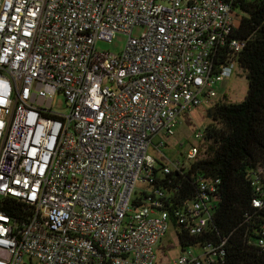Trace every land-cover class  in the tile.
I'll return each instance as SVG.
<instances>
[{
    "label": "built area",
    "instance_id": "2783aa9c",
    "mask_svg": "<svg viewBox=\"0 0 264 264\" xmlns=\"http://www.w3.org/2000/svg\"><path fill=\"white\" fill-rule=\"evenodd\" d=\"M241 1L0 0V264H153L172 217L191 235L211 229L220 179L198 176L196 197L170 211L149 148L213 104L235 64L218 72L216 60L246 43ZM116 33L128 35L119 53L97 49ZM58 93L66 113L52 106ZM250 178L264 208V167ZM223 243L173 264L209 263Z\"/></svg>",
    "mask_w": 264,
    "mask_h": 264
},
{
    "label": "trees",
    "instance_id": "16d2710c",
    "mask_svg": "<svg viewBox=\"0 0 264 264\" xmlns=\"http://www.w3.org/2000/svg\"><path fill=\"white\" fill-rule=\"evenodd\" d=\"M244 15L239 19L236 38L245 40L236 56H220L216 70L231 59L244 69L248 89L240 102L213 101L215 111L204 127L193 160L181 172L165 176L155 169V184L165 188V206L172 211L184 201L194 199L196 178L220 179L219 201L212 217L211 229L191 235L171 218L183 253L192 246L204 248L208 243L222 244V255L203 264H264V208L254 207L255 196L251 172L264 167V0H242L238 6ZM163 166V165H162ZM9 214L11 208H3ZM181 253V254H183Z\"/></svg>",
    "mask_w": 264,
    "mask_h": 264
},
{
    "label": "rangeland",
    "instance_id": "374dc122",
    "mask_svg": "<svg viewBox=\"0 0 264 264\" xmlns=\"http://www.w3.org/2000/svg\"><path fill=\"white\" fill-rule=\"evenodd\" d=\"M234 13L237 15L236 20H239V17L244 15V12L238 8L234 9ZM143 31L144 27L135 26L132 29L131 36L138 37ZM127 39V34L116 33L111 42H99L96 47L101 51L119 53L123 49ZM247 89L248 83L245 71L235 63L231 75L226 76L218 84L217 96L213 101L240 102L245 98ZM52 106L57 112H67L62 94L58 93L54 96ZM211 107L212 105L203 103L199 107L192 108L191 111L181 115L180 123L172 136L159 134L154 137L153 144L149 148V154L155 159L156 169H161L162 165H170L171 162L176 160L187 163V152L192 146L198 145L199 143L195 134L203 131L204 127L210 122L211 117H208V111ZM160 141L165 145L158 149L156 147H158L157 145ZM135 189L136 193L140 194L142 190L149 191L150 187L145 186V184H137ZM191 252L195 255L202 256L204 254V248L192 246L188 249L187 253ZM181 253L183 252L179 245L175 229L170 226L165 236L155 248L153 264H173V261Z\"/></svg>",
    "mask_w": 264,
    "mask_h": 264
},
{
    "label": "water",
    "instance_id": "95a60500",
    "mask_svg": "<svg viewBox=\"0 0 264 264\" xmlns=\"http://www.w3.org/2000/svg\"><path fill=\"white\" fill-rule=\"evenodd\" d=\"M214 111H215V107L212 106V107L209 109V111H208V117H211L212 114L214 113Z\"/></svg>",
    "mask_w": 264,
    "mask_h": 264
}]
</instances>
